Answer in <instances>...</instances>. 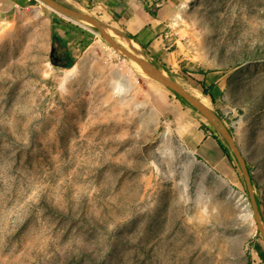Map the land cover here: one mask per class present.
<instances>
[{"label": "rangeland", "instance_id": "obj_1", "mask_svg": "<svg viewBox=\"0 0 264 264\" xmlns=\"http://www.w3.org/2000/svg\"><path fill=\"white\" fill-rule=\"evenodd\" d=\"M170 1L163 48L145 57L229 127L264 224V0ZM58 18L88 33L71 45L75 62L97 45L65 84L50 55ZM110 76L126 96L108 88ZM154 82L94 27L40 0L0 13V264H264L233 152L194 108L196 119L180 117L177 95ZM185 130L215 149L192 150Z\"/></svg>", "mask_w": 264, "mask_h": 264}, {"label": "crops", "instance_id": "obj_2", "mask_svg": "<svg viewBox=\"0 0 264 264\" xmlns=\"http://www.w3.org/2000/svg\"><path fill=\"white\" fill-rule=\"evenodd\" d=\"M64 2L80 10H84L83 8H85L88 4L86 0H64ZM88 5L93 6L92 8L94 12L96 14H100L99 18L103 22L106 24H116L126 35L130 34L134 36L136 39H132L141 47L144 52H148L151 55H157L163 48V46H159V43L162 40L161 36L159 35V27L160 24L164 22L163 19L167 17V12L171 9L172 4L170 0H91ZM32 7H34V0H0V13L18 9H28ZM52 21L55 22H52L51 24V49L53 47V25L56 23L55 29L58 35L67 45L68 52H71L70 57H76L72 53L71 45L73 43L80 44L84 42L88 33L84 30V28H81V26H77L75 22H70L64 18H58L56 20L53 19ZM96 46V44L92 43L87 47L88 50H85L86 52H84L86 54L90 53L91 55ZM81 57H79L77 61ZM111 73L112 75L116 76L119 74L116 70H113ZM122 74L124 75L123 72ZM109 79L110 81L108 88L113 93L118 94L121 97L128 94V88L126 85H123V83H118L117 79H113L111 76ZM154 83H156L155 87L165 89L163 84L157 80H155ZM116 85L119 86L115 87ZM173 102L175 104V110L177 111V114L180 115V117L184 116L187 118L196 119L192 115V111L194 110L182 102L177 96H174ZM142 103L143 102H141V104ZM182 134L188 135L186 136L187 140L194 142L190 143L189 147L196 152L200 151L201 155L204 157H206V154L210 150L212 144V148H214L215 144L211 142L213 140H210L209 137L200 134V132L190 134L185 130L182 131Z\"/></svg>", "mask_w": 264, "mask_h": 264}, {"label": "water", "instance_id": "obj_3", "mask_svg": "<svg viewBox=\"0 0 264 264\" xmlns=\"http://www.w3.org/2000/svg\"><path fill=\"white\" fill-rule=\"evenodd\" d=\"M49 7H51L56 12L60 13L65 17H69L71 19H75L78 21H82L84 23L89 24L90 26L94 27L98 30L101 35L109 42V44L117 50L120 54L132 59L133 61L137 62L142 70L149 75L151 78L157 80L165 87H167L173 93L179 95L183 98L192 108L202 114L209 123L218 131L222 139L228 145L230 150L233 152L234 156L236 157L240 168L243 172L245 182L247 184L251 201L253 205V213L258 224V227L263 235L264 238V224L261 217V213L259 210V204L257 198L254 194L253 190V179L251 173L248 169V165L245 159V156L236 141L233 133L226 125L224 120L218 115L215 111H213L210 107L205 105L200 99L192 95L188 92L183 86H181L176 80H174L171 76H169L164 70L160 69L156 64L150 62L146 57H140L126 47H124L115 37L112 36L108 29V25L103 22L100 18L74 7H70L58 0H40ZM56 48L52 47L51 49V58L54 62H58L59 58L55 57Z\"/></svg>", "mask_w": 264, "mask_h": 264}, {"label": "bare ground", "instance_id": "obj_4", "mask_svg": "<svg viewBox=\"0 0 264 264\" xmlns=\"http://www.w3.org/2000/svg\"><path fill=\"white\" fill-rule=\"evenodd\" d=\"M107 27L113 37L123 42L130 50L134 52V54L145 58L146 56L145 52L141 49V47L131 37L126 35L119 27L112 24H108ZM89 58H90V53L89 54L85 53L76 63L73 64V66L67 68L65 70L64 75H62L63 76L62 83L65 84L67 81L77 78L80 72L82 71V69L85 68L86 64L88 63ZM118 86L119 85H116L115 87ZM198 97L205 105L210 106V102L206 97H201V96Z\"/></svg>", "mask_w": 264, "mask_h": 264}, {"label": "trees", "instance_id": "obj_5", "mask_svg": "<svg viewBox=\"0 0 264 264\" xmlns=\"http://www.w3.org/2000/svg\"><path fill=\"white\" fill-rule=\"evenodd\" d=\"M128 35L131 38L136 39L134 36H132L130 34H128ZM52 42H53V47H55L56 50H57V55H58V58H59L58 62H54L52 60L53 64L56 65V66L65 67V68H70L71 66H73V64L75 63V58L73 56L70 57L71 52H68L67 48L64 45L65 44L64 41L58 35L57 31L54 30V28H53V32H52ZM204 92H205V94H208L209 96L212 97V94L208 90H204ZM177 97L182 102H184L185 104L189 105L179 95H177ZM212 101L214 102L213 98H212ZM213 138H215L217 140V142H218L221 150L224 152V154L226 156L230 157L229 148H228L227 144L222 140V138H220L218 136H215V135L213 136Z\"/></svg>", "mask_w": 264, "mask_h": 264}, {"label": "flooded vegetation", "instance_id": "obj_6", "mask_svg": "<svg viewBox=\"0 0 264 264\" xmlns=\"http://www.w3.org/2000/svg\"><path fill=\"white\" fill-rule=\"evenodd\" d=\"M55 57H58V55H57V50L55 51Z\"/></svg>", "mask_w": 264, "mask_h": 264}]
</instances>
